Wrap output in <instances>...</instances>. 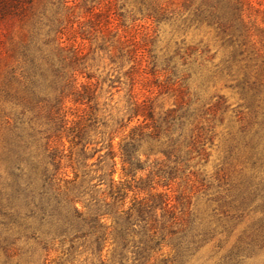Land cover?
<instances>
[{
  "label": "trees",
  "instance_id": "1",
  "mask_svg": "<svg viewBox=\"0 0 264 264\" xmlns=\"http://www.w3.org/2000/svg\"><path fill=\"white\" fill-rule=\"evenodd\" d=\"M35 1L0 0V19L15 16L28 22L30 40L35 37V42H39L43 26L49 27L45 33L47 41L59 40L66 26L56 30L55 26L64 21L70 29L67 40L72 42L69 53H13L15 65L10 66L2 79L0 225L8 233L0 236L4 257L1 263L47 264L49 253L56 251L53 248L56 242L66 245V254L81 247L100 258L110 245L111 264L128 261L155 264L163 248L176 253L170 262L179 261L202 239L181 216L183 211L178 210L175 215L171 197L167 193H145L144 181L136 178V173L144 170L138 153L143 144L152 150L159 143L168 160L171 157L177 160L180 134H174V125L181 116L173 108L154 112L146 98L138 100L132 91L131 78L128 117L119 130H125L134 119L136 123L116 147L111 135L106 151L87 164L102 147L92 146L96 125L90 103L95 99L96 89L77 82L78 76L93 78L83 70L86 53L73 43L78 33L73 27V11L83 0L72 5L61 0L63 13H51L44 0H40L38 7ZM262 3L264 0H257V6ZM140 4L139 10L155 24L179 17L184 23L206 25L229 47L240 74V90L250 106L249 123L253 128L249 132L250 157L254 165H264V26L258 27L249 15L246 19L247 13L259 12L264 24V7H255L250 0H140ZM95 9L90 6L86 12L93 17ZM111 32L108 29L107 34ZM254 34L258 36L255 41ZM115 36L119 44L133 45L127 31L111 34ZM63 47L58 50L62 52ZM128 51V59L134 60L137 55L132 53L134 48ZM68 103L86 106L89 111L70 110ZM160 135L164 140L160 141ZM116 157L121 165L119 180L113 178ZM64 160L68 161L66 165ZM93 165L95 169L83 171L76 182L79 166ZM65 167L72 170L71 179L63 171ZM89 171L95 175L85 179ZM98 185L105 188L101 190ZM261 187L260 215L243 230L237 245L250 254L264 248V183ZM152 189L150 186L149 190ZM248 202L242 198L240 206H249ZM77 204H82L81 208Z\"/></svg>",
  "mask_w": 264,
  "mask_h": 264
},
{
  "label": "rangeland",
  "instance_id": "2",
  "mask_svg": "<svg viewBox=\"0 0 264 264\" xmlns=\"http://www.w3.org/2000/svg\"><path fill=\"white\" fill-rule=\"evenodd\" d=\"M44 1L51 13L64 12L61 0H50L52 4ZM74 1L77 0L66 3L72 5ZM250 1L255 7H264V3L257 6V0ZM34 4L38 7L41 1L36 0ZM90 6L96 8L93 17L86 12ZM140 6V0H83L74 8L73 27L78 33L73 43L86 53L83 70L93 76L90 80L78 76L77 82L96 89L95 99L90 103L96 125L92 146L102 147L86 163L95 162L97 155L106 151L111 135L116 147L136 123L134 119L125 130H119V125L128 117L133 78L132 91L138 100L146 98L152 103L154 112L173 108L181 116L174 125V134H180L177 160L173 157L168 160L159 143L152 150L143 144L138 153L144 170L137 172L136 178L144 181L145 193H167L176 207L175 215L178 210L183 211L181 216L202 239L179 261L170 262L176 253L163 248L155 264H264V248L251 254L242 247L237 248L243 230L260 215L264 165H254L250 157L249 132H253L248 115L250 106L240 90V74L230 49L206 25L184 23L179 17L155 24L139 10ZM248 15L254 17L258 27L264 26L259 12L247 13L246 19ZM59 26H66L59 40L47 41L45 33L49 27L43 26L39 42H35V37L30 40L28 22L15 16L0 19V90L6 71L15 65L13 53H69L72 42L67 40L69 26L63 21L56 24L55 30ZM108 29H112L109 34ZM55 30L51 32L52 38ZM124 30L133 45L119 44L116 36L111 37L115 32L121 35ZM256 35H253L254 41ZM26 46L29 47L26 49ZM60 46H64L62 52L58 50ZM132 48V53L137 55L129 60L130 55L126 53ZM120 53L122 57L119 58ZM0 99L3 101L2 97ZM68 106L78 113L84 108L89 111L83 105L68 103ZM3 121L0 120V131ZM160 138L164 140L163 135ZM115 162L113 178L119 180L121 165L117 157ZM67 163L63 161L64 165ZM88 168L93 170L95 165L79 166L76 182ZM63 171L68 178L73 177L69 167ZM88 174L85 179L95 175L93 171ZM97 187L105 188L104 185ZM242 198L249 201V206H240ZM81 205L77 204L79 208ZM6 233L8 231L0 225V236ZM65 247L54 243L56 251L49 253L47 264H111L110 245L104 249L102 258L81 247L66 254ZM3 260L0 250V264Z\"/></svg>",
  "mask_w": 264,
  "mask_h": 264
}]
</instances>
